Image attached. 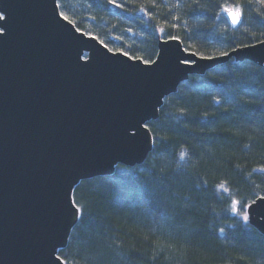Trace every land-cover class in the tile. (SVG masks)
I'll return each instance as SVG.
<instances>
[{"label":"trees","instance_id":"obj_1","mask_svg":"<svg viewBox=\"0 0 264 264\" xmlns=\"http://www.w3.org/2000/svg\"><path fill=\"white\" fill-rule=\"evenodd\" d=\"M58 5L79 31L150 63L159 39H179L205 58L264 41L261 0ZM234 5L242 8L236 29L223 11ZM147 127L154 145L142 164L118 165L113 175L75 186L79 220L58 252L62 261L264 264V235L242 217L245 205L264 198V66L232 58L191 76Z\"/></svg>","mask_w":264,"mask_h":264},{"label":"water","instance_id":"obj_2","mask_svg":"<svg viewBox=\"0 0 264 264\" xmlns=\"http://www.w3.org/2000/svg\"><path fill=\"white\" fill-rule=\"evenodd\" d=\"M0 10L9 14L0 37V264H65L58 252L79 220L76 185L142 164L154 145L144 126L191 76L232 58L264 66V41L205 58L159 39L156 63L145 64L79 31L58 0H0ZM224 14L239 27L242 18ZM247 211L264 235V199Z\"/></svg>","mask_w":264,"mask_h":264},{"label":"snow or ice","instance_id":"obj_3","mask_svg":"<svg viewBox=\"0 0 264 264\" xmlns=\"http://www.w3.org/2000/svg\"><path fill=\"white\" fill-rule=\"evenodd\" d=\"M261 3H264V0H261ZM223 11L228 14V16L231 18L233 24H239L240 23L241 16H242V8H241V6H239V5H234V6H231V7L225 6L223 8ZM61 15H63V14H61ZM63 18L65 20L68 19L67 16H64ZM8 19H9V14H8V16H6V11L0 10V37H3L4 34H5V30L7 29V26H8ZM125 55H127V53H125ZM221 55H228V54L227 53H222ZM208 58H211V57H208ZM85 59H87L86 55H85ZM182 62L185 63V64L192 63V61H189L187 59H185ZM144 63L145 64H149L150 62L149 61H144ZM151 63H156V61H152ZM144 127L147 128V125H145ZM183 158H184V154L182 153L181 154V159H183ZM261 171H264V169H261ZM221 187H223V185H221ZM262 199H264V198H262ZM239 203H240L239 201L234 202V206L232 208L233 212H237L238 211V209L235 207V205L239 204ZM245 207H250V206L249 205H245ZM242 217H243V220L245 222H247L248 219H249L248 212L247 211L242 212ZM57 259H59V257H57Z\"/></svg>","mask_w":264,"mask_h":264},{"label":"rangeland","instance_id":"obj_4","mask_svg":"<svg viewBox=\"0 0 264 264\" xmlns=\"http://www.w3.org/2000/svg\"><path fill=\"white\" fill-rule=\"evenodd\" d=\"M225 13V12H224ZM85 55L87 56V58H88V55H87V53H85ZM85 55H84V58H85ZM221 65V64H220ZM219 66V65H218ZM216 68V67H215ZM116 172V171H115ZM248 212V211H247ZM248 215H249V213H248ZM251 221V217H250V215H249V219H248V222H250Z\"/></svg>","mask_w":264,"mask_h":264}]
</instances>
